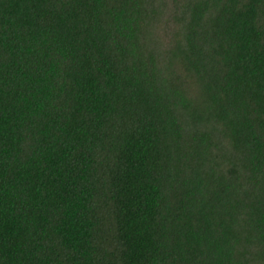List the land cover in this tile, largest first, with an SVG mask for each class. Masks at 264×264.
Masks as SVG:
<instances>
[{
  "label": "trees",
  "instance_id": "obj_1",
  "mask_svg": "<svg viewBox=\"0 0 264 264\" xmlns=\"http://www.w3.org/2000/svg\"><path fill=\"white\" fill-rule=\"evenodd\" d=\"M0 264H264V0H0Z\"/></svg>",
  "mask_w": 264,
  "mask_h": 264
}]
</instances>
